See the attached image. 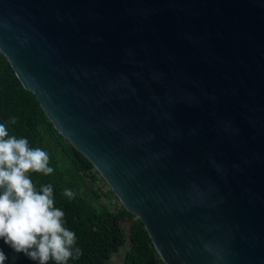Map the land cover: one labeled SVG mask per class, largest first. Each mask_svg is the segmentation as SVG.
Masks as SVG:
<instances>
[{
    "label": "water",
    "instance_id": "water-1",
    "mask_svg": "<svg viewBox=\"0 0 264 264\" xmlns=\"http://www.w3.org/2000/svg\"><path fill=\"white\" fill-rule=\"evenodd\" d=\"M0 52L163 264H264V0H0Z\"/></svg>",
    "mask_w": 264,
    "mask_h": 264
},
{
    "label": "trees",
    "instance_id": "trees-1",
    "mask_svg": "<svg viewBox=\"0 0 264 264\" xmlns=\"http://www.w3.org/2000/svg\"><path fill=\"white\" fill-rule=\"evenodd\" d=\"M11 117L16 123H9ZM0 123L6 125L9 136L26 138L30 148L40 147L49 153V175L29 172L36 190L53 186L54 207L64 211V227L76 233V246L82 249L79 259L67 264H110L109 258L125 243L121 220L132 219L130 246L124 264H163L143 222L120 205L115 211L105 198L115 197L91 163L57 131L42 108L36 95L26 89L17 77L6 56L0 52ZM7 138V137H6ZM75 196L69 199L64 189ZM0 250L7 256L5 264H39L23 252L17 253L3 239ZM47 264H56L50 259Z\"/></svg>",
    "mask_w": 264,
    "mask_h": 264
},
{
    "label": "clouds",
    "instance_id": "clouds-1",
    "mask_svg": "<svg viewBox=\"0 0 264 264\" xmlns=\"http://www.w3.org/2000/svg\"><path fill=\"white\" fill-rule=\"evenodd\" d=\"M9 123L15 124L16 118L11 117ZM49 159L42 148H30L26 138L9 136L6 125L0 123V239L39 264L50 259L67 264L83 255L76 246V233L64 227L65 213L54 207L53 186L45 184L37 191L27 175L52 174ZM63 194L69 199L75 196L68 188ZM6 259L0 250V264Z\"/></svg>",
    "mask_w": 264,
    "mask_h": 264
},
{
    "label": "rangeland",
    "instance_id": "rangeland-1",
    "mask_svg": "<svg viewBox=\"0 0 264 264\" xmlns=\"http://www.w3.org/2000/svg\"><path fill=\"white\" fill-rule=\"evenodd\" d=\"M107 201L111 204L112 208L116 211L119 207V203L115 197L105 198ZM131 223L132 219L128 216H126L123 220H121V226L123 228V232L125 235V243L120 247L119 251L114 252L111 257L109 258L110 264H124L125 261V255L126 251L130 246L131 240H130V232H131Z\"/></svg>",
    "mask_w": 264,
    "mask_h": 264
}]
</instances>
